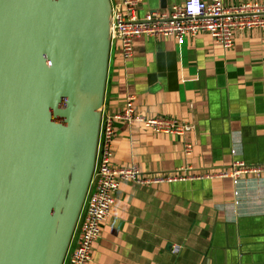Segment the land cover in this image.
Wrapping results in <instances>:
<instances>
[{"label": "crops", "instance_id": "1", "mask_svg": "<svg viewBox=\"0 0 264 264\" xmlns=\"http://www.w3.org/2000/svg\"><path fill=\"white\" fill-rule=\"evenodd\" d=\"M182 2L144 0L139 15ZM129 94L139 113L193 129L183 138L117 120L113 164L167 176L190 164L200 177L122 182L89 264H264V172L206 175L228 172L237 161L264 165V27L236 30L230 48L206 32L182 44L144 36L127 61L117 40L101 112H121ZM187 140L194 144L190 156Z\"/></svg>", "mask_w": 264, "mask_h": 264}, {"label": "water", "instance_id": "2", "mask_svg": "<svg viewBox=\"0 0 264 264\" xmlns=\"http://www.w3.org/2000/svg\"><path fill=\"white\" fill-rule=\"evenodd\" d=\"M110 16L111 0H0V264L64 262L95 166Z\"/></svg>", "mask_w": 264, "mask_h": 264}, {"label": "built area", "instance_id": "3", "mask_svg": "<svg viewBox=\"0 0 264 264\" xmlns=\"http://www.w3.org/2000/svg\"><path fill=\"white\" fill-rule=\"evenodd\" d=\"M144 0H111L110 36L111 46L120 42L124 60L134 56L135 40L140 37H174L182 44L186 38L206 32L213 40L230 48L236 30L264 27V0H246L227 5L224 0H184L168 8L150 10L140 17L139 10ZM122 120L129 125L141 124L156 133L185 137L193 126L176 118L149 117L139 113L134 105V96H127L121 112L105 114L102 110L96 160L90 186L80 213L74 235L76 245H69L63 264H89L95 243L100 238L103 224L111 213L115 194L122 182L152 184L190 180L199 175L193 173L190 164L178 168L176 175H148L137 166L118 167L113 164L112 143L116 134L115 122ZM194 144L184 141V153L190 156ZM264 165L234 162L228 172H212L206 175L260 176Z\"/></svg>", "mask_w": 264, "mask_h": 264}, {"label": "trees", "instance_id": "4", "mask_svg": "<svg viewBox=\"0 0 264 264\" xmlns=\"http://www.w3.org/2000/svg\"><path fill=\"white\" fill-rule=\"evenodd\" d=\"M99 60L100 58L96 57V60L92 62V65L90 66V68L87 67L86 76H85L84 85H83V93H84L83 102L84 103L92 102L97 93V89H96V86L93 80L95 77L99 75V70H94L93 67H95V64H99V63H94L95 61H99Z\"/></svg>", "mask_w": 264, "mask_h": 264}, {"label": "rangeland", "instance_id": "5", "mask_svg": "<svg viewBox=\"0 0 264 264\" xmlns=\"http://www.w3.org/2000/svg\"><path fill=\"white\" fill-rule=\"evenodd\" d=\"M84 177V176H83Z\"/></svg>", "mask_w": 264, "mask_h": 264}]
</instances>
